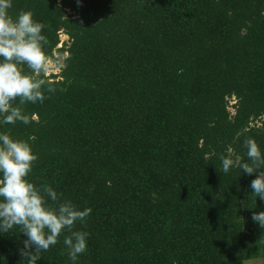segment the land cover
Listing matches in <instances>:
<instances>
[{
  "label": "trees",
  "instance_id": "1",
  "mask_svg": "<svg viewBox=\"0 0 264 264\" xmlns=\"http://www.w3.org/2000/svg\"><path fill=\"white\" fill-rule=\"evenodd\" d=\"M20 10L62 67L24 105L32 122L0 130L32 145L30 180L91 207L77 264L264 262L256 173L224 174L219 159L248 162V139L264 153V0H13ZM23 239L0 235V264H27ZM62 239L37 264H70Z\"/></svg>",
  "mask_w": 264,
  "mask_h": 264
},
{
  "label": "clouds",
  "instance_id": "2",
  "mask_svg": "<svg viewBox=\"0 0 264 264\" xmlns=\"http://www.w3.org/2000/svg\"><path fill=\"white\" fill-rule=\"evenodd\" d=\"M76 6L82 0H75ZM13 0H0V129L5 125H29L31 114L24 105L42 103L55 91L46 73L52 67L47 53L43 24L31 10L10 14ZM57 67H62L57 63ZM27 69V71L25 70ZM19 101L18 104L14 103ZM247 161L240 156L221 155V171L239 168L246 175L256 173L249 187L255 198L264 201V153L253 139L245 141ZM38 156L28 140L0 130V235L19 228L23 235L20 255L27 264H37L40 253L62 243L70 264L86 253L89 233L77 230L91 214V207H77L62 199L51 185H37L29 179ZM253 222L264 228V210L253 212Z\"/></svg>",
  "mask_w": 264,
  "mask_h": 264
},
{
  "label": "rangeland",
  "instance_id": "3",
  "mask_svg": "<svg viewBox=\"0 0 264 264\" xmlns=\"http://www.w3.org/2000/svg\"><path fill=\"white\" fill-rule=\"evenodd\" d=\"M60 39L61 41H66L68 38L66 35L61 34L60 35ZM62 61V59L60 60V62ZM59 72V67H57L54 62H52V67L50 68V70L46 73V75L49 74H56ZM233 103V99L230 101V104ZM244 264H264L263 260L261 258L258 259H254V260H249L244 262Z\"/></svg>",
  "mask_w": 264,
  "mask_h": 264
}]
</instances>
